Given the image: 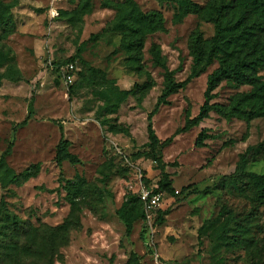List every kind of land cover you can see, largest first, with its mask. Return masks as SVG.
<instances>
[{
  "label": "rangeland",
  "instance_id": "1",
  "mask_svg": "<svg viewBox=\"0 0 264 264\" xmlns=\"http://www.w3.org/2000/svg\"><path fill=\"white\" fill-rule=\"evenodd\" d=\"M0 1L16 3L13 23L0 20V47L11 49L23 77L19 82L3 79L0 85V160L14 142L12 154L0 161V220L6 212L26 229L67 226L69 242L52 264H264V206L243 192L244 180L236 185L224 180L249 146L263 142L264 116L226 118L211 112L175 136L161 153L174 189L189 188L175 196L165 193L163 214L150 223L138 217L130 235L119 216L121 210L137 215L133 208L140 210V191L155 189L161 179L151 149L144 146L147 117L164 83L152 46L161 48L171 70L181 67L176 80L183 81L192 63L193 34L210 40L213 23L196 14L178 21L175 4L135 0L143 12L156 11L164 18L163 29L147 35L139 57L124 47V33L112 29L115 5L124 0ZM195 1L205 7L212 0ZM72 57L77 78L67 85L57 66ZM217 67L215 62L160 107L153 127L161 142L199 114L208 75ZM91 68L104 71L113 84L87 85ZM257 77L264 83V69ZM252 90L225 80L212 102L229 106ZM121 91L130 92L122 102ZM32 96L34 116L13 134L27 117ZM203 130L209 137L198 147ZM62 138L71 142L69 150L79 164L58 166ZM247 171L264 174V157L253 158ZM28 239L26 249L34 241L30 234ZM24 257L23 264L37 260L29 249Z\"/></svg>",
  "mask_w": 264,
  "mask_h": 264
},
{
  "label": "trees",
  "instance_id": "2",
  "mask_svg": "<svg viewBox=\"0 0 264 264\" xmlns=\"http://www.w3.org/2000/svg\"><path fill=\"white\" fill-rule=\"evenodd\" d=\"M175 4L179 11L176 20H182L188 14L202 16L208 22L214 24V35L210 40H206L202 33L195 32L190 42V55L192 63L190 72L185 80L177 81L176 74L181 67L171 70L158 45H153L151 53L156 65L164 71L163 90L159 96L154 109L147 117L148 142L144 145L149 147L158 168L161 170V179L157 183L155 191H162L171 195H178L182 191H176L170 173L166 171L167 164L163 160L161 147L168 146L175 136L186 133L209 118L211 112L230 118L239 116L246 119H253L264 116V83L257 77L259 71L264 69V0H212L205 7L197 4L195 0H158ZM107 6H112L106 3ZM16 3H5L0 1V20L2 24L8 26L13 23L11 10ZM117 15L112 29L115 32L124 33L123 45L132 53L139 57L146 42L148 34L162 30L164 25L163 16L156 12H143L135 0H124L115 5ZM13 31H9L10 35ZM215 62L218 67L208 75L205 101L201 106L199 114L193 118H187L185 125L177 129L172 137L164 142L158 138L154 127L153 117L157 114L162 105L169 104V97L178 91L186 88L190 82L205 73ZM15 57L10 48L5 45L0 47V68H5L0 72V85L3 79L10 78L14 81H22L20 71L16 70ZM69 63L75 64V57L59 63L57 68ZM13 73L15 76L13 77ZM225 80L234 81L239 84L253 86V90L236 96L229 106L214 104L212 101L216 96V89ZM85 81L89 86L110 87L113 81L107 78V74L100 70L91 68ZM75 84V82L73 83ZM72 84V85H73ZM73 93V90H70ZM130 94L129 91H121L119 101L122 102ZM34 97L32 96L28 115L13 128V134L18 128L25 127L34 116ZM61 129L62 126H60ZM206 130H203L197 140L196 145L201 147L208 138ZM71 142L62 138L57 147L56 162L61 166L64 162L77 165L80 160L77 155L70 152ZM14 142L11 140L8 147L1 156L3 163L12 154ZM262 155L264 157V140L256 146H249L241 155L233 174L224 177L238 183L239 178L244 180L243 192L249 196L251 201L264 206V174L248 172L247 168L253 158ZM72 183V181H71ZM139 211L137 215H129L124 210L119 212V216L126 224L127 235L131 234L133 223L138 217L144 218L143 203L137 197ZM162 215V211H159ZM69 228H49L40 226L35 229H26L22 226L17 216L11 217L5 212L4 219L0 220V264H23L24 254L29 250L35 253V264H52L54 258L58 256L59 249L69 242ZM34 239L33 244L25 247L28 243V235ZM203 227L199 230V241L202 243Z\"/></svg>",
  "mask_w": 264,
  "mask_h": 264
},
{
  "label": "built area",
  "instance_id": "3",
  "mask_svg": "<svg viewBox=\"0 0 264 264\" xmlns=\"http://www.w3.org/2000/svg\"><path fill=\"white\" fill-rule=\"evenodd\" d=\"M60 72L65 83L67 85H72L77 78L78 68L75 64L69 63L68 65L61 67ZM164 197V192L155 191V189H142L140 191L139 198L143 203L144 218L148 223L152 222L158 212L162 210V203L165 199Z\"/></svg>",
  "mask_w": 264,
  "mask_h": 264
}]
</instances>
